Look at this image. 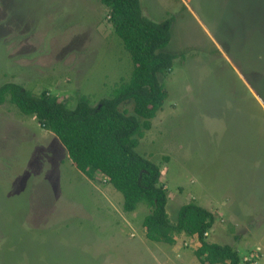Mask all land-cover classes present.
Here are the masks:
<instances>
[{"label": "rangeland", "instance_id": "obj_1", "mask_svg": "<svg viewBox=\"0 0 264 264\" xmlns=\"http://www.w3.org/2000/svg\"><path fill=\"white\" fill-rule=\"evenodd\" d=\"M171 19L167 98L136 151L156 163L172 224L189 202L214 216L209 243L264 264V0H139ZM183 55V56H181ZM133 65L99 0H0V85L73 108L112 97ZM133 114V103L120 105ZM78 171L37 119L0 105V264H201L196 237L146 238L138 204Z\"/></svg>", "mask_w": 264, "mask_h": 264}, {"label": "trees", "instance_id": "obj_2", "mask_svg": "<svg viewBox=\"0 0 264 264\" xmlns=\"http://www.w3.org/2000/svg\"><path fill=\"white\" fill-rule=\"evenodd\" d=\"M99 2L108 8L114 32L130 56L129 81L97 105L83 96L73 108L48 91L36 95L20 84L6 82L0 85V105L8 102L21 114L35 117L42 129L57 137L78 171L90 179L101 174L122 194L125 212L134 211L138 204L147 206L150 212L142 226L148 240L173 244V235L184 233L198 240L194 253L201 264H240L238 253L229 245L206 240L214 222L210 211L189 202L179 208L176 223L170 222L161 170L136 151L137 136L149 129L168 96L159 75L170 71L178 57L166 50L172 20L152 21L143 15L139 0ZM128 101L133 103V114L119 109Z\"/></svg>", "mask_w": 264, "mask_h": 264}]
</instances>
